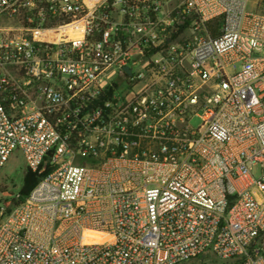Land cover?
Segmentation results:
<instances>
[{"label": "built area", "instance_id": "built-area-1", "mask_svg": "<svg viewBox=\"0 0 264 264\" xmlns=\"http://www.w3.org/2000/svg\"><path fill=\"white\" fill-rule=\"evenodd\" d=\"M14 152L0 264H264V0H0Z\"/></svg>", "mask_w": 264, "mask_h": 264}, {"label": "rangeland", "instance_id": "rangeland-1", "mask_svg": "<svg viewBox=\"0 0 264 264\" xmlns=\"http://www.w3.org/2000/svg\"><path fill=\"white\" fill-rule=\"evenodd\" d=\"M252 9V1L248 4ZM197 121H193L196 125ZM26 171L24 160L19 152H14L0 173V200L16 204L21 200L20 189ZM19 194V196H17Z\"/></svg>", "mask_w": 264, "mask_h": 264}, {"label": "trees", "instance_id": "trees-1", "mask_svg": "<svg viewBox=\"0 0 264 264\" xmlns=\"http://www.w3.org/2000/svg\"><path fill=\"white\" fill-rule=\"evenodd\" d=\"M38 175L36 172H32L31 170H26L22 180V187L20 189L21 200L23 197L28 195V193L32 190L37 182Z\"/></svg>", "mask_w": 264, "mask_h": 264}]
</instances>
